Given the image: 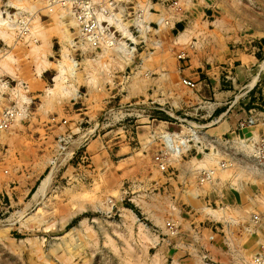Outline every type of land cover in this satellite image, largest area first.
Instances as JSON below:
<instances>
[{
    "label": "rangeland",
    "instance_id": "374dc122",
    "mask_svg": "<svg viewBox=\"0 0 264 264\" xmlns=\"http://www.w3.org/2000/svg\"><path fill=\"white\" fill-rule=\"evenodd\" d=\"M138 1L150 5L149 29L129 55L74 45L72 19L49 13L46 0H0L1 17L30 30L20 37L0 23V116L18 113L0 129V264L264 257V178L219 170L208 146L231 132L264 138V0ZM203 169L217 171L201 187Z\"/></svg>",
    "mask_w": 264,
    "mask_h": 264
},
{
    "label": "built area",
    "instance_id": "2783aa9c",
    "mask_svg": "<svg viewBox=\"0 0 264 264\" xmlns=\"http://www.w3.org/2000/svg\"><path fill=\"white\" fill-rule=\"evenodd\" d=\"M159 3L169 7L178 5L176 0H159ZM46 9L49 13L67 12L74 23L73 27L77 35L74 45L93 51L116 50L121 54L131 52L134 48L129 46L137 47L145 43L142 38L149 29L145 22L146 13L150 12L148 1L143 3L138 0H46ZM2 14L5 13L1 12V16ZM7 19L10 23H15L14 27L17 28L20 37L29 32L24 19L19 18L13 21L8 13L5 20ZM138 40L140 41L137 45ZM182 84L192 91L197 88L196 83L189 80H183ZM17 115L14 108L2 112L0 129L7 130ZM253 124V119L240 123L238 132L240 133ZM164 141L170 148V139L166 138ZM208 146L216 150L223 158L218 164L219 170L224 171L234 167V164L239 167L244 166L264 178V138L255 141L231 132L228 136L222 135L221 138L211 140ZM156 162L160 169L165 171V161L157 157ZM216 171V169L200 170L197 176L199 186L211 185L215 182ZM253 222L254 224L259 223L258 215L253 216ZM168 227L173 226L168 225ZM251 264H264V257L257 256Z\"/></svg>",
    "mask_w": 264,
    "mask_h": 264
},
{
    "label": "bare ground",
    "instance_id": "6f19581e",
    "mask_svg": "<svg viewBox=\"0 0 264 264\" xmlns=\"http://www.w3.org/2000/svg\"><path fill=\"white\" fill-rule=\"evenodd\" d=\"M16 1H18V3H19V1H21V0H16ZM8 5H12L11 4V2H10V4H8ZM12 7H13V5H12ZM17 8V7H16ZM31 10H33L34 9V6H31V8H30ZM62 16V15H61ZM9 19H7V20H4L2 17H1V14H0V23H7L9 26H13V25H10V22L8 21ZM71 22H73V21H71ZM12 24H14V22L12 23ZM15 25V24H14ZM2 26V25H1ZM8 28V27H7ZM11 29V28H10ZM36 29V28H35ZM0 31H2V30H0ZM28 31H30L29 29H28ZM62 32V34H63V36H64V39L63 40H65L64 42L65 43H67V45L68 46H71V47H73L74 45H73V42L65 35V30H62L61 31ZM44 35H46V33L44 34ZM44 38V37H43ZM180 39H182V38H180ZM64 45H66V44H64ZM64 51V50H63ZM66 54V53H65ZM64 53H63V56L62 57H64L65 59H67L65 56ZM126 54H129L130 55V53H126ZM12 57V56H11ZM9 58V57H8ZM15 58V57H14ZM12 59V58H11ZM14 59H12V61H13ZM43 60V59H42ZM8 61H10L9 59H8ZM72 63H73V67H75L76 65H75V63L72 61ZM45 64H46V62H45ZM58 67L60 68V71L61 72H64V71H66V70H64L65 68L63 67V62L61 63H59L58 64ZM41 70V69H40ZM37 71H39V70H37ZM38 74V73H37ZM61 75V74H60ZM59 75V76H60ZM38 76H40V75H38ZM59 76H57L54 80L55 81H57L58 79L60 80V78H61V76L59 77ZM58 80V81H59ZM168 134V133H167ZM171 136V135H170ZM169 135L168 136H165L164 137V140L166 139V138H168V139H171V137H170ZM172 141V140H171ZM175 152H180L179 151V149L178 148H174L173 149ZM206 157H207V155H206ZM209 159V158H208ZM47 179H45L42 183H41V185H40V187H39V190H38V195L39 194H43V192H44V190H45V188H46V186H47ZM204 212H205V214H207L208 216H212V217H214V218H218V217H224V213H223V211H222V213H220L219 211H215V210H211V209H209V208H205L204 209ZM225 219V218H224ZM232 221V220H231Z\"/></svg>",
    "mask_w": 264,
    "mask_h": 264
},
{
    "label": "crops",
    "instance_id": "0c3cea01",
    "mask_svg": "<svg viewBox=\"0 0 264 264\" xmlns=\"http://www.w3.org/2000/svg\"><path fill=\"white\" fill-rule=\"evenodd\" d=\"M154 7H155V5L153 6V10L155 11ZM262 65H263V64H262ZM237 73H238V74H237ZM240 74H241L240 71L235 73V75H236V77H237L238 80H241L240 77H242V76H241ZM184 80H189V81H191V79H184ZM223 95H224V97H226V96H225L226 93H223ZM216 110H217V108L215 109V111H216ZM215 111H214V113H215ZM214 113H213V114H214ZM223 116H224V115H223ZM229 128H230V127H229Z\"/></svg>",
    "mask_w": 264,
    "mask_h": 264
}]
</instances>
